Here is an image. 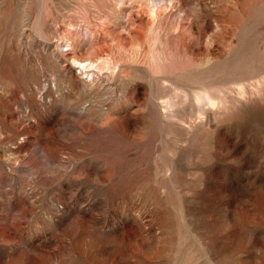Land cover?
<instances>
[{"label": "rangeland", "instance_id": "374dc122", "mask_svg": "<svg viewBox=\"0 0 264 264\" xmlns=\"http://www.w3.org/2000/svg\"><path fill=\"white\" fill-rule=\"evenodd\" d=\"M0 264H264V0H0Z\"/></svg>", "mask_w": 264, "mask_h": 264}, {"label": "bare ground", "instance_id": "6f19581e", "mask_svg": "<svg viewBox=\"0 0 264 264\" xmlns=\"http://www.w3.org/2000/svg\"><path fill=\"white\" fill-rule=\"evenodd\" d=\"M76 61V60H75ZM78 61V60H77ZM89 62V61H88ZM77 63V62H76ZM90 63V62H89ZM77 64L81 65L80 62H78ZM85 64V63H84ZM87 64V63H86ZM91 64V63H90ZM88 65V64H87ZM86 65V66H87ZM115 65V64H114ZM80 67V66H79ZM84 67V65H82V68ZM84 70V69H83ZM163 82H164V79H163ZM261 89V88H260ZM260 90H258L259 92ZM257 92V93H258ZM202 93H204V91H202ZM207 94V92H205ZM260 93V92H259ZM201 94V93H200ZM204 95V97H207V95ZM203 96V94H201ZM257 96V94H256ZM260 94H258V98H259ZM181 97V98H180ZM210 97V96H209ZM205 98L207 100L213 98ZM160 99L159 100V103L162 107V110L163 112H171L175 107L176 105H178V103L182 102V101H185L187 99V94L184 90H177V91H173V93L171 94H167L164 98L163 97H158ZM193 98L196 99V100H199L200 96L197 95L196 93L193 94ZM202 98V97H201ZM254 98V97H253ZM204 99V98H203ZM243 99V98H242ZM210 101V100H209ZM249 101V99H248ZM254 101V100H253ZM196 102V101H195ZM198 102V101H197ZM206 102V101H205ZM214 102H211V104H213ZM190 104V103H189ZM199 104V103H198ZM204 105L206 103H203ZM200 105V104H199ZM207 105V104H206ZM198 107V106H197ZM200 109V108H199ZM211 109V112L212 114H216V113H222L220 112V109L216 106H214V104L210 107ZM223 111V110H222ZM204 112V111H202ZM205 115H200L199 112H198V118H196L195 122L189 127H187L188 130H191L192 132H194V134L197 136L198 132L201 130V128H203L204 124L206 123V117H204ZM186 127V126H185ZM206 127V126H205ZM185 141V140H184ZM187 144V143H186Z\"/></svg>", "mask_w": 264, "mask_h": 264}]
</instances>
